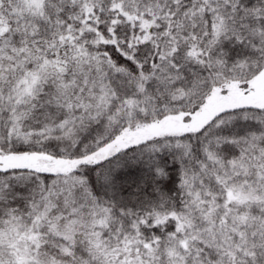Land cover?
Segmentation results:
<instances>
[{"label": "snow or ice", "instance_id": "1", "mask_svg": "<svg viewBox=\"0 0 264 264\" xmlns=\"http://www.w3.org/2000/svg\"><path fill=\"white\" fill-rule=\"evenodd\" d=\"M0 264H264V0H0Z\"/></svg>", "mask_w": 264, "mask_h": 264}]
</instances>
